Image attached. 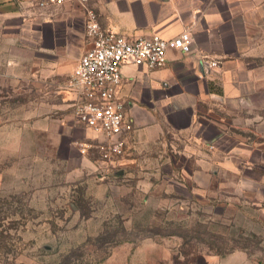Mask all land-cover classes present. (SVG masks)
Instances as JSON below:
<instances>
[{
  "label": "crops",
  "instance_id": "obj_1",
  "mask_svg": "<svg viewBox=\"0 0 264 264\" xmlns=\"http://www.w3.org/2000/svg\"><path fill=\"white\" fill-rule=\"evenodd\" d=\"M38 1L0 0V38L15 42L0 50V79L14 92L18 87L24 103L36 104L26 117L43 130L51 122L57 150L64 146L63 158L70 160L76 151L71 142L103 140L76 123L74 93L66 85L89 48L85 11L76 3L39 8ZM87 6L101 26L129 38L157 34L172 39L185 31L191 37L190 52L169 49L162 68L120 67L116 94L125 102L133 130L122 157L100 161L104 177L114 175L117 165L140 168L142 160L150 165L156 156L144 159V154L157 144L167 148L179 143L180 160L170 154L158 162L180 168L178 185L191 202H210L213 209L219 205L220 213L213 212L218 217L235 206L229 195L222 199L208 187L218 171L242 174L235 182L238 195L233 194L242 206L250 198L241 193L251 189L264 202V176L242 172L248 166L264 169V113L256 106L257 98L264 104V0H88ZM204 61H215L217 67L204 73ZM247 205L238 214L255 210ZM137 253V264L158 263L159 258L140 249ZM205 257L210 260L201 258L198 264H250L243 251Z\"/></svg>",
  "mask_w": 264,
  "mask_h": 264
},
{
  "label": "rangeland",
  "instance_id": "obj_2",
  "mask_svg": "<svg viewBox=\"0 0 264 264\" xmlns=\"http://www.w3.org/2000/svg\"><path fill=\"white\" fill-rule=\"evenodd\" d=\"M14 44L0 38V50ZM3 85L0 264H137L139 249L159 258L157 264H198L201 258L209 261L205 257L209 253L240 250L250 264H264V202L253 189L241 193L255 210L238 214L249 206L233 198L238 195L235 182L241 173L218 171L208 185L222 199L229 195L235 205L222 217L214 215L220 213L219 205L213 209L210 202L199 204L187 198V191L178 185L182 183L179 167L159 165L170 154L182 158L179 143L167 148L157 144L156 150L143 156L157 157L150 165L143 160L140 168L117 165L114 175L104 177L98 152L81 155L78 151L79 143L88 141L71 142L75 155L64 159L65 147L58 151L52 135L57 129L51 122L45 130L37 127L35 119L26 117L36 104L24 103L18 87L14 92L11 85ZM256 106L264 113L258 98ZM248 169L252 171L243 168L242 172L253 178L264 176L263 168Z\"/></svg>",
  "mask_w": 264,
  "mask_h": 264
},
{
  "label": "built area",
  "instance_id": "obj_3",
  "mask_svg": "<svg viewBox=\"0 0 264 264\" xmlns=\"http://www.w3.org/2000/svg\"><path fill=\"white\" fill-rule=\"evenodd\" d=\"M76 3L85 11V38L89 48L78 60L67 80L74 93L72 115L76 123L102 136L98 143H79V153L96 150L103 162H113L125 153V141L133 130L125 114V102L116 94L121 84L120 67L125 64L144 67L147 71L162 68L167 51L189 53L191 37L185 31L172 39L157 34L139 37L119 35L99 23L97 13L87 6L88 0H39L38 7ZM217 67L215 61H204V73ZM76 144V143H74Z\"/></svg>",
  "mask_w": 264,
  "mask_h": 264
},
{
  "label": "trees",
  "instance_id": "obj_4",
  "mask_svg": "<svg viewBox=\"0 0 264 264\" xmlns=\"http://www.w3.org/2000/svg\"><path fill=\"white\" fill-rule=\"evenodd\" d=\"M4 238V236H3V231H0V248H2V239ZM240 251H242V250H240ZM243 252H245V251H243ZM230 253V252H229ZM246 253V252H245ZM215 254V253H214ZM228 254V253H227ZM216 255H218V256H224V255H226V254H216Z\"/></svg>",
  "mask_w": 264,
  "mask_h": 264
},
{
  "label": "water",
  "instance_id": "obj_5",
  "mask_svg": "<svg viewBox=\"0 0 264 264\" xmlns=\"http://www.w3.org/2000/svg\"><path fill=\"white\" fill-rule=\"evenodd\" d=\"M121 174H122V171L116 173V175H121Z\"/></svg>",
  "mask_w": 264,
  "mask_h": 264
}]
</instances>
